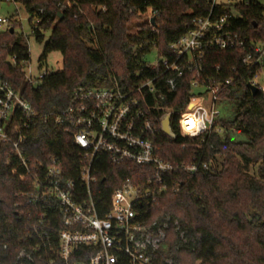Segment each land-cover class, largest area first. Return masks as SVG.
<instances>
[{"label": "trees", "instance_id": "obj_1", "mask_svg": "<svg viewBox=\"0 0 264 264\" xmlns=\"http://www.w3.org/2000/svg\"><path fill=\"white\" fill-rule=\"evenodd\" d=\"M14 1L29 13L37 42H45L39 61H46L52 53L62 56V68L45 74L36 87L26 81L23 71V63L30 61L25 36L0 33V75L37 115L27 133L24 155L42 160L60 157L69 169L68 178L77 180L80 150L71 136L46 123L45 116L68 108L81 88L108 89L119 84L127 92L158 77L156 91L146 96L159 128L156 145L160 156L173 164L195 158L212 165L194 176L177 174L173 181L180 188L173 190L170 185L148 206V220L170 217L181 226L180 232L168 234L166 259L174 264H264V93L254 95L249 88L255 72L243 63L249 46L206 51L201 61L204 76L232 81L219 95V103L233 107V118H216L211 132L193 139L180 135L176 118L172 120L175 139L160 127L164 114L187 106L193 76H187L178 90L170 91L164 86L170 73L162 75V65L153 68L145 60L157 50L158 57L172 61L170 45L194 28L195 19L210 15L211 0H72L71 7L64 9L65 0ZM232 9L216 6L214 16L231 14ZM234 11L238 16L228 20L227 29L255 43L264 42V29L259 30L264 25L261 4L238 5ZM144 17L143 22L131 24ZM46 32H51L49 39ZM8 57L15 58V63H9ZM184 118L194 134L209 128L207 113L195 103ZM238 136L246 141H237ZM7 152V147L0 150V264H62L54 246V251L44 246L36 249L40 243L35 229L40 228L42 211L19 197L30 190L31 183L18 160L6 164ZM101 169V191L96 196L106 202L125 180L145 186L152 175L151 168L133 164L111 168L104 161ZM58 230L57 219H53L51 228H46L51 241L56 240ZM22 252L31 259L20 257Z\"/></svg>", "mask_w": 264, "mask_h": 264}, {"label": "built area", "instance_id": "obj_2", "mask_svg": "<svg viewBox=\"0 0 264 264\" xmlns=\"http://www.w3.org/2000/svg\"><path fill=\"white\" fill-rule=\"evenodd\" d=\"M3 2L20 5L14 0H0ZM71 3L72 0H65L66 5L61 8L71 7ZM255 3L261 4L264 16V0H211L210 15L195 19L194 28L170 45L173 60L159 57V62L152 65L153 68L162 65V75L170 73L164 84L170 91L178 90L187 76H193L190 80L192 96L187 106L172 112L182 137L193 139L212 131L214 120L220 117L216 110L219 95L232 83L204 76L201 61L207 50L245 49L248 45L243 63L249 71H255L249 85L264 93V87L258 83L264 69V42L255 43L226 27L230 18L238 16L235 6ZM221 5L232 7L231 14L214 16V8ZM19 21L17 17H0V33L14 29L17 34ZM262 29L264 25L259 30ZM13 60L15 63V58ZM27 63L24 62L23 67ZM47 73L41 75L40 80ZM25 79L33 84L32 76H27L26 72ZM157 79L142 82L127 92L119 84L108 89L81 88L68 108L45 116L46 123L54 124L71 136L80 150L79 177L73 180L68 178L69 169L60 157L47 156L42 160L24 155L27 133L37 115L33 106L0 75V150L7 147L6 164L16 159L28 175L31 188L19 197L42 211L39 223L42 228L35 229V238L40 243L37 250L40 246L53 251L55 248L56 258L62 264H174L165 257L168 234L180 232L181 226L170 217L148 220V206L155 204L170 185L173 190L180 188L173 181L177 174L194 176L200 170H210L212 165L197 162L195 158L189 163L173 164L160 156L156 145L159 128L146 96L156 91ZM206 100L211 108L199 104ZM193 103L210 118L209 128L197 134L184 123ZM104 161L111 168L126 164L148 167L152 175L145 186L125 180L106 202L96 196L101 191L99 182ZM53 219H57L59 226L55 241H51V234L46 231L51 228ZM20 257L31 259L24 252Z\"/></svg>", "mask_w": 264, "mask_h": 264}, {"label": "rangeland", "instance_id": "obj_3", "mask_svg": "<svg viewBox=\"0 0 264 264\" xmlns=\"http://www.w3.org/2000/svg\"><path fill=\"white\" fill-rule=\"evenodd\" d=\"M1 9H0V17L2 18H12L17 17L18 20H20V26L17 27L16 33L17 34H23L27 40L25 43L27 44L30 52V61L25 65L24 72H26L27 76H32L33 78V84L34 86H38L40 84V76L43 75L45 72L48 73H54L59 71L62 67V56L60 53H52L50 56H48L47 60L44 62H40L39 59L42 55L44 43H39L35 39V37L32 34V27L29 23V13L26 11V9L22 5H15L13 3H7L3 2L0 3ZM63 9V8H62ZM18 10V12H17ZM148 17L151 16V13L149 12L147 14ZM144 19H135L131 22V24H139L140 22H143ZM136 29L134 28L132 30V33H135ZM51 32L45 33V38L49 39ZM46 39V41H47ZM145 60L150 63L151 65H155L159 62L158 57V51L153 50L151 53H149ZM7 61L11 64H13L14 60L11 57H8ZM258 83L264 87V69L262 71V74L258 80ZM201 106L204 108H211L210 103L206 100L203 102H199ZM216 110L220 113V117L227 120L233 118V107L231 106H223L220 103L217 105ZM237 141H246L245 137L238 136L236 138ZM219 162H221V159H219ZM255 170H252L251 174H254Z\"/></svg>", "mask_w": 264, "mask_h": 264}, {"label": "water", "instance_id": "obj_4", "mask_svg": "<svg viewBox=\"0 0 264 264\" xmlns=\"http://www.w3.org/2000/svg\"><path fill=\"white\" fill-rule=\"evenodd\" d=\"M61 16V14H60ZM155 18L152 19V22L154 23ZM10 34H14V29L10 30ZM249 88L251 90V92L255 95L257 94L259 91L257 88L249 85ZM172 120H173V114L172 112H168L166 114H164L161 119H160V127H161V131L168 136L171 139H175L177 136L174 133L173 129H172Z\"/></svg>", "mask_w": 264, "mask_h": 264}, {"label": "bare ground", "instance_id": "obj_5", "mask_svg": "<svg viewBox=\"0 0 264 264\" xmlns=\"http://www.w3.org/2000/svg\"><path fill=\"white\" fill-rule=\"evenodd\" d=\"M208 118H209V116H208ZM209 123H210V118H209Z\"/></svg>", "mask_w": 264, "mask_h": 264}, {"label": "crops", "instance_id": "obj_6", "mask_svg": "<svg viewBox=\"0 0 264 264\" xmlns=\"http://www.w3.org/2000/svg\"><path fill=\"white\" fill-rule=\"evenodd\" d=\"M62 68V67H61Z\"/></svg>", "mask_w": 264, "mask_h": 264}]
</instances>
